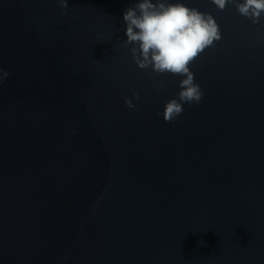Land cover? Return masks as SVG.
<instances>
[{"label": "water", "instance_id": "water-1", "mask_svg": "<svg viewBox=\"0 0 264 264\" xmlns=\"http://www.w3.org/2000/svg\"><path fill=\"white\" fill-rule=\"evenodd\" d=\"M136 2L0 0V264H264V27L183 0L222 38L166 122L182 77L133 61Z\"/></svg>", "mask_w": 264, "mask_h": 264}, {"label": "clouds", "instance_id": "clouds-1", "mask_svg": "<svg viewBox=\"0 0 264 264\" xmlns=\"http://www.w3.org/2000/svg\"><path fill=\"white\" fill-rule=\"evenodd\" d=\"M57 2L62 12H66L68 0ZM212 3L221 11L231 3L241 16L264 27V0H212ZM123 20L127 36L124 43L132 46L133 61L141 70L151 68L157 76L170 73L182 77L177 98L167 101L162 113L166 122L177 120L184 104H198L203 98L190 65L222 38L220 25L211 13L189 7L183 0H137L124 11ZM9 75L0 69V83ZM133 96L140 99L138 92L134 91ZM125 103L136 108L132 99L126 98Z\"/></svg>", "mask_w": 264, "mask_h": 264}]
</instances>
